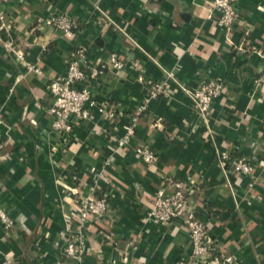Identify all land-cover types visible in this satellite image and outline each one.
<instances>
[{
  "label": "crops",
  "instance_id": "1",
  "mask_svg": "<svg viewBox=\"0 0 264 264\" xmlns=\"http://www.w3.org/2000/svg\"><path fill=\"white\" fill-rule=\"evenodd\" d=\"M235 9L226 29L212 0H0V205L13 221L8 234L0 230V261L55 264L94 186L108 212L86 233L81 264L187 260V230L147 218L172 180L193 189L189 204L220 253L264 264V89L253 83L264 68V0H238ZM60 13L76 23L70 39L36 24ZM77 48L93 63L117 54L124 69L86 83L95 105L63 141L46 88ZM139 78L163 83L167 94L147 99ZM207 79L221 80L224 93L204 120L182 88ZM126 127L130 142L119 148ZM138 147L154 152V165ZM219 151L245 157L253 173L235 174Z\"/></svg>",
  "mask_w": 264,
  "mask_h": 264
},
{
  "label": "built area",
  "instance_id": "2",
  "mask_svg": "<svg viewBox=\"0 0 264 264\" xmlns=\"http://www.w3.org/2000/svg\"><path fill=\"white\" fill-rule=\"evenodd\" d=\"M238 0H212V7L219 13V24L226 29L237 20L235 9ZM37 25H47L59 31L64 37L70 39L76 31V23L68 16L60 13L46 18L36 19ZM0 24V31L2 30ZM9 50L12 44L6 45ZM19 60H23V54L14 51ZM27 73L40 74L37 67L24 63ZM123 60L111 53L105 61L90 62L87 60L86 51L77 48L70 53L66 69L63 74L49 80L47 93L51 100L48 110L52 116V129L60 134L63 141L72 131L73 124L77 120L89 119L94 100L89 92L88 83L92 79L102 76L105 72H122ZM146 87L147 99H155L167 94L164 84L153 80L139 78ZM254 87L264 89V68L253 81ZM190 102L191 109L204 120L212 113V104L221 99L224 93L223 82L219 79L203 80L194 90L182 88ZM2 119H0V125ZM131 128L126 127L122 138L117 141L118 147L122 148L130 142ZM3 148L0 134V151ZM137 157L147 166L154 165L156 155L147 147H138L135 151ZM219 161L222 165L229 163L231 170L238 175H250L254 171L253 165L245 157H230L227 151H219ZM103 173L96 175L101 178ZM97 179V180H98ZM169 195L158 191L152 209L147 218L155 224H177L184 227L188 232L191 245L190 258L179 259L175 264H239L230 255L219 252L218 247L209 239L208 229L196 215L195 209L189 204V195L193 189L187 183L167 180ZM108 212L107 197L100 189L94 186L90 193L83 196L79 203L78 220L76 227L69 230L65 236L64 247L60 258L55 264H81L86 252L85 235L92 229L93 224L105 219ZM13 227V221L0 205V230L8 234ZM130 247H134L132 244ZM0 264H11L8 257H4Z\"/></svg>",
  "mask_w": 264,
  "mask_h": 264
}]
</instances>
